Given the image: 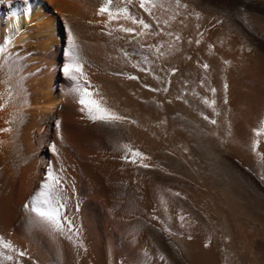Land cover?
Wrapping results in <instances>:
<instances>
[{
	"label": "bare ground",
	"instance_id": "obj_1",
	"mask_svg": "<svg viewBox=\"0 0 264 264\" xmlns=\"http://www.w3.org/2000/svg\"><path fill=\"white\" fill-rule=\"evenodd\" d=\"M106 3L30 0L27 13L0 5V129H9L0 131V264H263L252 225L237 229V206L227 207L185 121L201 125L205 147L264 181V56L197 0H148L149 11L140 0L109 5L148 29L125 13L108 22L97 14ZM70 52L78 79L124 120L80 111L76 81L62 71ZM160 151L180 159L170 165ZM187 166L194 185L183 181ZM49 168L61 178L63 234L30 223L24 208Z\"/></svg>",
	"mask_w": 264,
	"mask_h": 264
},
{
	"label": "rangeland",
	"instance_id": "obj_2",
	"mask_svg": "<svg viewBox=\"0 0 264 264\" xmlns=\"http://www.w3.org/2000/svg\"><path fill=\"white\" fill-rule=\"evenodd\" d=\"M197 2L207 10L215 13L218 17L226 24L233 26L244 38L249 42L250 45L255 47L259 53L264 56V33L258 29V23H264V0H197ZM255 21L252 23L250 18ZM256 24V25H255ZM254 25V26H253ZM257 27V28H256ZM195 122V123H193ZM205 122V121H202ZM195 124V125H194ZM187 125V126H186ZM185 126L190 131L193 139V147L197 152V157H200L208 164V174L210 177L217 182H220V187H223L227 197V207H236L233 218L236 223L237 229L240 231L252 225L250 229L255 232L252 248L260 257V261L264 260V181L259 178L258 175L249 169L247 166L240 163L237 159L223 154L222 152H213L214 149L207 146L202 141L204 137L203 133L200 132L201 125L196 121L191 122L185 121ZM104 127V128H103ZM102 129L110 130L109 132H117V135H121L122 129L117 127H106L101 125ZM197 128V129H196ZM197 130V131H196ZM119 131V132H118ZM122 133H121V132ZM198 142V143H197ZM198 145V146H196ZM208 147V148H207ZM211 148V149H210ZM213 149V150H212ZM162 152V153H161ZM214 153V154H213ZM160 156L168 159L171 163L175 164L178 157L176 154H170L169 152L160 151ZM200 155V156H198ZM196 157V155H195ZM172 160V161H171ZM174 160V161H173ZM217 161V162H216ZM257 163V162H256ZM257 165V164H256ZM259 165V162H258ZM212 168V169H211ZM188 177H185L183 181L185 183L195 184L192 178H197L193 169L190 166L185 168ZM191 171V172H190ZM193 176V177H192ZM192 177V178H191ZM225 186V187H224ZM228 193V194H227ZM231 194V195H230ZM232 196V197H230ZM232 198V199H231ZM231 201L233 203H231ZM230 204V205H229ZM187 203H181V207L187 212H192V208ZM232 208V209H233ZM237 213V214H236ZM238 216V218H237ZM239 219V220H238ZM244 221V222H243ZM244 224V225H243ZM245 227V225H247ZM249 227L247 229H249ZM164 247L166 253L170 257L171 252L167 246L168 242L165 237L160 234L155 235ZM170 253V254H169ZM258 257V258H259ZM171 259L173 256L170 257ZM262 259V260H261ZM174 264H179L172 259ZM264 264V262H263Z\"/></svg>",
	"mask_w": 264,
	"mask_h": 264
},
{
	"label": "snow or ice",
	"instance_id": "obj_3",
	"mask_svg": "<svg viewBox=\"0 0 264 264\" xmlns=\"http://www.w3.org/2000/svg\"><path fill=\"white\" fill-rule=\"evenodd\" d=\"M130 3L131 0H128ZM148 0H140V7L144 8L145 11H149V9L145 6ZM16 3H20L22 5V10L27 13L30 11V0H0V5L7 4L9 6H13ZM113 0H107V3L102 5L98 9V15H102L107 13L108 15V22H111L114 19H117L121 13H125L124 19H131L133 24H140L143 26L144 29H148L150 27L149 24L145 23L143 19L137 20L135 17L130 16L128 10L124 9H117L116 15H113L112 10L110 9L109 5H112ZM179 3V0H177ZM120 31L125 33H134L135 29L131 27H123L120 26ZM111 35V32L107 33ZM139 35H143V32L139 33ZM179 39V37H177ZM69 42L71 44V48L74 50L76 45L74 43V38L72 37L71 31H69ZM199 44V41H196ZM4 49L0 48V52H3ZM127 56L128 53L125 52ZM203 67L207 69L209 66L204 64ZM63 73L69 77V79L76 81V88L74 89L79 94V104H80V111L87 112L88 117L92 121H100L105 123H112L116 121H122L125 117L120 116L106 107H103L101 102L94 98V93L90 91V83L85 79L81 82L78 77L83 75L82 65L76 61L74 52H70V59L69 62L63 66L62 69ZM175 74V69H173V73ZM130 79H139V77L131 76ZM87 85V86H82ZM148 87V85H145ZM152 91H158V89H151ZM167 91V88L164 89ZM212 91H215L214 89ZM215 123V121H212ZM57 127L59 128L60 122H56ZM9 129H0V131H8ZM125 147H127L125 145ZM133 159L130 161L135 163V157H142L143 154L140 152H133L132 153ZM127 159V158H126ZM143 167L147 168V164H143ZM61 183V178L54 173V171L49 168V170L45 173V178L42 180L39 189L34 193L31 198L30 205L25 204V210L30 211L34 214L35 219H30V223L43 225L48 228H51L55 232H59L61 234L64 233L65 229L62 226V217H61V209L65 207V205L61 202V195L59 192V185ZM178 195V194H177ZM183 219V217H181ZM71 224L69 222V230L71 229ZM71 238V237H69ZM3 238H0L2 240ZM4 248L11 247L10 244L5 243ZM21 256H24L25 253L21 252ZM8 259H12V257H8Z\"/></svg>",
	"mask_w": 264,
	"mask_h": 264
}]
</instances>
